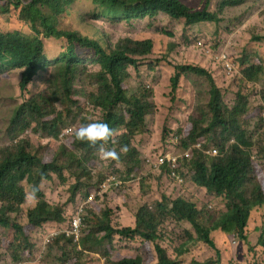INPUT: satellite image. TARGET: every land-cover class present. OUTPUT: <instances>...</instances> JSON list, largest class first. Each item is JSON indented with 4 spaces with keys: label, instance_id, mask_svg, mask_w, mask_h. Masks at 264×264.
I'll list each match as a JSON object with an SVG mask.
<instances>
[{
    "label": "trees",
    "instance_id": "trees-1",
    "mask_svg": "<svg viewBox=\"0 0 264 264\" xmlns=\"http://www.w3.org/2000/svg\"><path fill=\"white\" fill-rule=\"evenodd\" d=\"M77 1L0 0V19L8 22L15 17L28 28V32L0 30V74L20 70L19 85L25 90L35 76L52 71L46 91L32 94L16 106L6 125L8 144L0 145V254L5 252L13 263L24 264L32 258L36 247L34 231L45 228L46 233V228H55L51 225L66 222L63 207L48 201L43 183H65L68 175L74 180L69 189L73 203L81 190L92 187L91 172L99 158L97 148L75 141L72 135L65 138L54 156L44 158L43 146L19 138L25 131L58 138L73 123L80 126L102 120L116 131V143L110 142L107 147L118 152L123 145L129 148L118 163L123 167L118 171L119 179L128 183L139 171L141 153L132 140L143 132L154 102L150 89L138 88L131 93L127 82L132 73L141 75L143 65L154 69L162 59L154 57L153 38L123 36L112 41L98 21L164 17L185 27L203 22L218 24L224 9L248 0H220L216 10L209 9L210 0L202 9H192L182 0H91L96 9L90 13L94 19L79 11ZM49 44L59 46L53 57L48 52ZM229 58L238 64L242 81L258 79L261 67L251 61L247 52L229 54ZM189 75L207 81L206 98L197 93L196 109L186 126L177 130L180 140L172 136L168 150H188L190 157L180 158L172 167L166 164L158 175L172 183L179 190L177 194L166 192L155 203L140 206L135 225L126 228L114 225L108 204L103 208L92 204L85 210V236L79 244L61 233L47 245L49 251L56 252L59 264H84V253L97 254L105 259L104 264H144L141 256L116 254L112 246L116 236L140 238L152 244L155 264H185L193 258L192 252L203 247L202 243L214 256L205 261L198 259L207 250L191 264H221L216 234L248 242L251 218L264 209V142L256 144L247 127L248 96L239 88L229 106L209 70L197 63L173 66L171 94H176L181 79ZM259 110L258 107L254 115ZM91 112L101 114L94 120ZM197 143L201 146L196 147ZM215 148L218 154L213 153ZM172 173L180 175L184 182L178 183ZM34 185L39 188L38 199L28 205L27 193ZM196 191L220 201L224 211L215 215L192 199ZM169 219L188 223L196 234L192 240L194 233L189 229L191 237L177 247L174 256L160 243L163 239L159 229ZM259 242L264 246L263 235Z\"/></svg>",
    "mask_w": 264,
    "mask_h": 264
},
{
    "label": "rangeland",
    "instance_id": "rangeland-1",
    "mask_svg": "<svg viewBox=\"0 0 264 264\" xmlns=\"http://www.w3.org/2000/svg\"><path fill=\"white\" fill-rule=\"evenodd\" d=\"M192 9H202L207 0H182ZM220 0H210L208 7L216 10ZM76 7L80 12L87 14L90 19H94L91 12H96L91 0H78ZM221 20L218 24L214 22H203L185 27L183 23L158 17L156 19L141 18L132 21L112 22L102 18L98 24L110 35L112 41L119 37L129 36L132 38H153L156 41L154 57L161 58L159 66L154 69L146 65L140 67L141 75L132 73L127 82L131 93L138 88H148L151 90V99L154 102L153 113L146 117V124L143 132L137 134L132 140L133 145L141 153V164L139 171L128 183L122 184L118 190L97 195L91 204L103 208L105 204L113 212V223L118 227H133L135 225V213L140 206L153 204L156 199L164 193L177 194L179 190L173 184L152 173L147 164L146 158H153L157 154L167 151L172 142V136L180 140L177 130L186 126L188 117L196 109L197 93L206 98L207 81L197 75L185 76L181 79L176 94H171L170 78L173 73V66L184 63H197L206 67L216 84L224 95L226 104L231 106L235 101V92L242 88L248 96V113L246 124L250 130L253 141L264 142V39H254L253 36L264 37V0H248L245 3L228 7L220 14ZM22 29L28 32L24 24H20L15 17L8 22L0 19V30ZM204 47L210 48L212 54L218 50L226 49L230 54H240L247 52L252 62L258 64L261 70L256 81L241 80V71L235 59H231L234 65L232 76L226 74L223 67L218 63L212 54L203 51ZM56 48V49H55ZM59 46L48 45L50 57L57 54ZM93 68V67H92ZM51 69L41 76H35L25 90L20 88V70L11 69L0 74V145L8 144L5 136L6 125L8 126L11 116L16 106L29 98L32 94L46 91L49 84L47 79L51 76ZM260 108L259 114L254 115V111ZM100 112H91L90 117L94 120L99 118ZM244 120V119H243ZM70 125L77 128L79 124ZM176 133V134H175ZM71 135V134H70ZM68 135V136H70ZM65 136L61 138L47 137L41 132L31 133L25 131L20 136L28 138L31 142L43 146L41 155L50 158L57 153L58 148L64 145ZM176 152L182 150L175 148ZM264 167V162H262ZM120 168V169H119ZM123 171V167L114 164L113 161L102 160L99 156L92 168L91 185L89 189L81 190L75 201H70V186L74 180L67 175V182L58 181L44 182L42 188L49 202L63 207L66 222L64 224L51 225L55 228L40 229L38 233L33 232V240L36 247L33 250L31 259H27L24 264H59L55 251L48 250V244L61 234L68 227L73 215L78 207L85 203L89 197L97 194V188L102 184L104 175L111 171ZM119 178V177H118ZM100 180L99 184L97 182ZM122 181V178L120 179ZM184 188V187H183ZM29 188H27L28 190ZM29 192V191H28ZM192 199L208 207V210L217 215L223 212V204L217 199L205 194L204 191H196ZM191 195V194H190ZM33 201L29 200L28 205ZM90 206V205H89ZM93 205L90 207L92 208ZM128 213L129 215L125 214ZM120 214H124L122 217ZM251 235L248 242H242L238 238L224 237L216 234L214 239L221 252V264H264V246L260 237L264 236V209L257 211L251 218L249 224ZM193 229L186 222L177 223L172 219L167 220L159 231L163 240L160 243L165 246L170 255L174 256L177 247L185 243L191 236L189 231ZM189 230V231H188ZM191 234V233H190ZM192 235V234H191ZM192 235V240L195 238ZM85 233L83 235V238ZM197 237V236H196ZM235 239V242L234 240ZM53 243V242H52ZM203 247L191 253L192 259L184 261L191 264L195 258L204 254L208 247L202 243ZM112 246L118 255L141 256L144 264H155L156 256L154 246L144 242L140 238L124 239L114 237ZM190 248L187 249V251ZM209 252L198 259L202 261L213 257L214 253ZM24 262V261H23ZM84 264H104L97 254L84 253L82 256ZM0 264L13 263L5 252L0 254Z\"/></svg>",
    "mask_w": 264,
    "mask_h": 264
},
{
    "label": "clouds",
    "instance_id": "clouds-1",
    "mask_svg": "<svg viewBox=\"0 0 264 264\" xmlns=\"http://www.w3.org/2000/svg\"><path fill=\"white\" fill-rule=\"evenodd\" d=\"M206 48H208V47H204L203 48V51ZM229 60L231 61L230 58H229ZM217 62L220 63L222 65V67H223L222 62H220V61H217ZM234 70H235V68H234V65H233V69H232V71L230 73L226 72L225 70L224 71L229 76H232ZM67 128H71V131L69 133H65L64 132ZM70 134L73 136V138H74L75 141L86 142L90 147L97 148L100 158L102 160H105V161H109V162L114 161V162H116L118 164L121 161V154H125L126 155L127 152L129 151V148H128L127 145L121 146L119 152L115 148L107 147L110 142L111 143H116V140H115L116 131H115V129L111 128L108 125V123H106V122H104L102 120H97V121H93V122L81 124L79 127L73 128V129H72V126H68V127H65L62 130V132L60 133L61 138L65 137V136H68ZM60 135H59V137H60ZM167 151H169V150H167ZM183 151H185V150H183ZM183 151L178 152V153H182ZM161 153H164V151L161 152ZM161 153H159L158 155H160ZM158 155H156V156H158ZM156 156H154L153 158H155ZM147 158H151V157H147ZM110 175H115L116 176V174L113 171H111L109 174L104 175L103 182ZM116 178H117V181L121 182V185L119 187L115 188L114 186H112L109 190H107L105 192H102L100 190V186L102 185L101 184L99 186V189H98V195L103 196L104 193H107L109 191H112L113 189L114 190H118L122 186V184H124V182H122L117 176H116ZM38 191H39L38 186H35V185L32 186L31 189H30V191L27 193V198L29 200H31V201H37L38 198H37V195L36 194H37ZM94 199H95V197L92 195L91 197H89L87 199V201L85 203L81 204L78 207V209H79L81 206H83V216L84 217H85V210L91 208L90 206L92 205L91 203H92V201ZM78 209H77V211H78ZM75 214L73 215V217L75 216ZM73 217H72V219H73ZM72 219L70 220L68 227L66 229H64L62 231V233L65 234L66 238L71 239L74 244H79L80 241L83 239V235H84L83 229H84V226H83V228L81 230V237L79 238V240L77 242L74 241V238L73 237H70V236H67L66 235V231L69 230V227H70V224H71ZM122 228H126V227H122ZM234 242H235V239H234ZM104 261H105V259H103V262Z\"/></svg>",
    "mask_w": 264,
    "mask_h": 264
},
{
    "label": "built area",
    "instance_id": "built-area-1",
    "mask_svg": "<svg viewBox=\"0 0 264 264\" xmlns=\"http://www.w3.org/2000/svg\"><path fill=\"white\" fill-rule=\"evenodd\" d=\"M205 53L212 54L210 48H206ZM229 52L226 49L219 50L216 53H213V57L216 61H220L223 64V69L230 73L233 69V63L229 60ZM71 131V128H67L64 132L69 133ZM196 147H200L201 144L197 143L195 145ZM214 154H218V149L213 150ZM190 157V151L185 150L182 153H178L173 150H169L167 152L161 153L160 155L156 156L155 158H146V164L149 168V170L152 173H158L163 170V167L166 166V164L172 165L176 164L177 161L180 158H189ZM171 177L178 181V183H183L184 179L176 174L172 173ZM121 185V182L117 181V178L115 175H110L100 186V190L102 192H105L109 190L112 186L115 188L119 187ZM84 226V216H83V206H81L78 211L76 212L75 216L73 217L69 230L66 231V235L73 237L74 241L77 242L79 238L81 237V230ZM23 264V263H20Z\"/></svg>",
    "mask_w": 264,
    "mask_h": 264
},
{
    "label": "crops",
    "instance_id": "crops-1",
    "mask_svg": "<svg viewBox=\"0 0 264 264\" xmlns=\"http://www.w3.org/2000/svg\"><path fill=\"white\" fill-rule=\"evenodd\" d=\"M125 214H127V215H129L128 213H125ZM124 214H120V216L122 217Z\"/></svg>",
    "mask_w": 264,
    "mask_h": 264
}]
</instances>
